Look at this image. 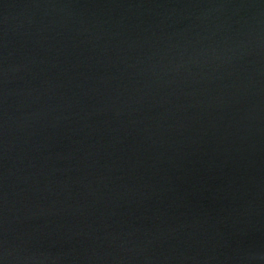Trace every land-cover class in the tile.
<instances>
[{
  "label": "water",
  "instance_id": "95a60500",
  "mask_svg": "<svg viewBox=\"0 0 264 264\" xmlns=\"http://www.w3.org/2000/svg\"><path fill=\"white\" fill-rule=\"evenodd\" d=\"M0 264H264V0H0Z\"/></svg>",
  "mask_w": 264,
  "mask_h": 264
}]
</instances>
